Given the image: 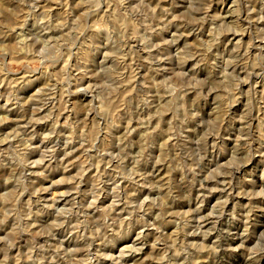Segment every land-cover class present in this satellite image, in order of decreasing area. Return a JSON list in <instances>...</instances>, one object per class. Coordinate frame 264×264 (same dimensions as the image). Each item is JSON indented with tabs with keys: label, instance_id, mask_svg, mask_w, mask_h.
Wrapping results in <instances>:
<instances>
[{
	"label": "clouds",
	"instance_id": "clouds-1",
	"mask_svg": "<svg viewBox=\"0 0 264 264\" xmlns=\"http://www.w3.org/2000/svg\"><path fill=\"white\" fill-rule=\"evenodd\" d=\"M262 84L264 0H0V264H262Z\"/></svg>",
	"mask_w": 264,
	"mask_h": 264
},
{
	"label": "rangeland",
	"instance_id": "rangeland-1",
	"mask_svg": "<svg viewBox=\"0 0 264 264\" xmlns=\"http://www.w3.org/2000/svg\"><path fill=\"white\" fill-rule=\"evenodd\" d=\"M245 39H247V37L245 38ZM22 86H24V85H21L20 87H22ZM34 87V85H28L27 86V89H26V91H25V95H27L28 94V92H30L31 90H32V88ZM261 88H264V84H262L261 85ZM5 91V89H0V93H3ZM5 103V101L4 100H0V104H4ZM11 107V106H10ZM30 107V106H29ZM1 112V111H0ZM1 113H3V112H1ZM0 113V114H1ZM14 117V116H13ZM15 118V117H14ZM10 127H12V126H10ZM9 127V128H10ZM250 168H252V166H250ZM72 171H74V169L72 170ZM72 171H69L68 173H67V175H71L72 174ZM257 171H258V169H257ZM166 173H167V169L165 168L163 171H160V175L161 176H164V175H166ZM60 174H62V173H58V172H54L53 174H52V177H50V179L51 178H55V177H58ZM42 183H45V184H47L48 182H50V180L49 181H41ZM64 187H68V185H63V186H61V188H64ZM54 190H56V189H54ZM48 195H51V193H49ZM48 195H45L46 197L48 196ZM196 194H194V192H193V196H195ZM209 203H211V201L209 200V201H207L206 202V204H205V209H207V205L209 204Z\"/></svg>",
	"mask_w": 264,
	"mask_h": 264
},
{
	"label": "bare ground",
	"instance_id": "bare-ground-1",
	"mask_svg": "<svg viewBox=\"0 0 264 264\" xmlns=\"http://www.w3.org/2000/svg\"><path fill=\"white\" fill-rule=\"evenodd\" d=\"M21 88H25V86H22ZM2 106H3V105L0 104V111L4 113V110H3ZM1 112H0V113H1ZM3 113H1V114H3ZM11 115L14 116V117H16V116L18 115V111H14V112H12ZM10 126H13V125H12V124H7V125L4 126V128L7 129V128H9ZM40 127H45V125H41ZM250 166H252V168H256V169H258V166H257L256 161H253V164L250 165ZM53 191H57V189H56V190H53ZM48 194H49V193H46L45 195H48ZM194 194H196L195 191H194ZM212 199H214V197L210 198L209 200L212 201ZM239 199H242V198H241V197H235V196H234V200H239ZM196 239H198V238H196ZM210 264H211V262H210ZM262 264H264V262H262Z\"/></svg>",
	"mask_w": 264,
	"mask_h": 264
}]
</instances>
